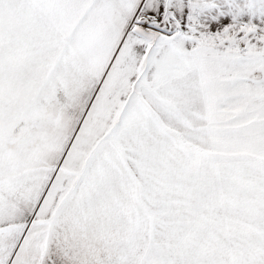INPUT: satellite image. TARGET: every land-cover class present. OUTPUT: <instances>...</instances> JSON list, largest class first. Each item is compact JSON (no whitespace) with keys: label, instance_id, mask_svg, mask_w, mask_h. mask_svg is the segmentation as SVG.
<instances>
[{"label":"snow or ice","instance_id":"1","mask_svg":"<svg viewBox=\"0 0 264 264\" xmlns=\"http://www.w3.org/2000/svg\"><path fill=\"white\" fill-rule=\"evenodd\" d=\"M0 264H264V0H0Z\"/></svg>","mask_w":264,"mask_h":264}]
</instances>
